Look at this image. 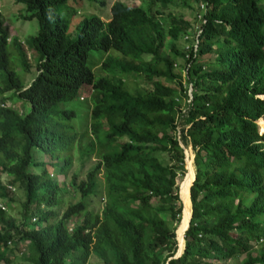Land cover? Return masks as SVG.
<instances>
[{
    "label": "trees",
    "instance_id": "obj_1",
    "mask_svg": "<svg viewBox=\"0 0 264 264\" xmlns=\"http://www.w3.org/2000/svg\"><path fill=\"white\" fill-rule=\"evenodd\" d=\"M19 1L28 12L22 17L37 20L28 39L37 60L22 83L9 67L7 42L24 70L27 57L0 15V171L9 176L0 182L1 263L24 241L27 252H19L32 264H84L90 253L102 264H221L240 255L236 264H264V131L257 125L264 120V0H156L159 7L114 0L107 20L83 17L72 39L57 9L66 0ZM177 7L193 8V19L168 9ZM91 49L104 53L105 75L94 77ZM115 73L141 74L150 85L130 91ZM83 83L91 87L90 139L80 151L76 112L64 104ZM6 92L28 101V110L6 105ZM180 143L192 150L194 176L183 249L172 256L186 173ZM73 147L80 160L94 151L96 160L78 182L71 175L80 196L58 214L62 186L46 165L64 174ZM99 171L104 197L92 211L84 197ZM7 184L24 192L18 222L5 211ZM73 215L79 218L68 227Z\"/></svg>",
    "mask_w": 264,
    "mask_h": 264
},
{
    "label": "rangeland",
    "instance_id": "obj_2",
    "mask_svg": "<svg viewBox=\"0 0 264 264\" xmlns=\"http://www.w3.org/2000/svg\"><path fill=\"white\" fill-rule=\"evenodd\" d=\"M100 1L103 3L101 4L99 0H66L63 4L58 5L57 7L58 13L68 19V26H67L68 39H72L75 37L77 31V24L83 19V17L93 14L99 16L101 19L104 20H107L109 18L110 16L109 5L114 0H100ZM120 1L131 6L136 5L140 2V0H120ZM153 5L154 7H159V4L157 3L156 0L154 1ZM168 9H170L174 13H181L182 16L184 18H187L188 20H192L194 17L193 8L177 7V8H168ZM24 13H28V12L25 11L21 1L0 0V15L4 19V24L6 25L9 33L8 36L10 40L16 38V40L21 43L28 62V69L27 70L22 69L20 64L19 51L14 47V45L11 42H7L6 50L8 55L9 67L16 73V75L20 78L22 83H27L36 72L35 62L37 60V53L29 45L28 39L31 35L36 33L38 25L35 17L23 18L22 16ZM197 23L198 22L195 21V25H197ZM165 41L172 42L169 37H167ZM184 43L185 42L181 40V38L174 42L177 50L180 52L182 51V45H184ZM108 52H112V50L110 49L108 50ZM103 56L104 53L101 50L91 49L88 51L86 61L87 64L91 67L94 77L101 74L102 75L106 74L104 70L99 68V62ZM206 56L208 55L205 54L203 57ZM175 62L176 65L174 68L176 70L177 66L180 65L181 63V58L177 56L175 58ZM115 75L117 76H115L114 78L120 77L123 79L125 83V87L128 88L130 91H133L134 89H138L141 87H148L150 85V81L147 80L145 77H143V75L141 74L132 75V74L115 73ZM77 91L78 92L76 96L74 93L69 94L68 96L69 98H72L73 95L75 97L70 101L66 102L64 106L66 107L72 106L76 112L75 115L71 118V125H72V129L76 131L77 134H81V137L79 139V148L81 149L79 150L83 151L82 148L87 144L88 140L90 139L88 110L90 105L91 87L89 84L83 83L77 87ZM4 94L7 95V98L4 99V103L6 105H11L17 111L25 112L28 110L29 108L28 101L23 100L15 95H10L11 94L10 92H6ZM181 102L182 101H180V103ZM259 121H264V120H260V119L257 120L259 131L262 132L263 129L260 128ZM66 124L68 125V122H66ZM181 125L182 124L178 122L177 127H180ZM181 145L183 147V154H184V168L186 169L188 156L190 157L191 165L193 168V164L191 160L193 153L190 146L189 145L184 146L183 144ZM94 146L96 147V145ZM71 154L74 157L72 159L71 167L67 168L64 174L60 172H56L52 169L50 165H46L48 172L51 173L50 176L56 178L58 183L62 186V190L59 193L61 202L59 203L58 206L54 207V209L58 214L63 210V208L69 202L76 201L80 196V193L76 189H74L69 183V179L71 175L74 174L75 181L78 182L80 179L84 177L85 171L96 160L95 157L96 151L90 152L88 156L84 157L81 160L78 158L76 154V147L75 148L73 147L71 149ZM160 156H163V153L160 154ZM57 160H59V155L56 161ZM8 177L9 176H7L3 171H0L1 183H7L6 180L8 179ZM180 178L181 176L177 174L175 177L176 183ZM10 185L11 187L8 188L11 191L9 195L11 196L12 200L9 202V205L5 206V211L9 216L14 218L15 222H18L20 220V210H21L20 203L24 199V192L22 188L14 184H10ZM103 197H104V183H103V177L101 171H99L95 176V186L93 190L84 197V200L86 202V207L92 211H98L101 207ZM0 199L2 203L5 200V198H0ZM153 202L155 201L153 200ZM189 208H190V204H189ZM189 213L190 210L188 209V216ZM78 218H79L78 215L71 216L70 219L67 221L66 225H68V227L71 226ZM185 227L186 226H183L182 223V230H184ZM181 241L182 239L180 235L177 241L178 252L180 251ZM20 250H22V253L24 254L27 252V246L24 241L19 243V248H17V250H14V254H10L11 261L9 264H32L31 262L25 260L21 256L19 252ZM8 253L10 252L8 251ZM241 256L242 255L238 257L228 258L226 261L221 262V264H236L239 262ZM84 264H102V263L101 260L98 259L94 254L90 253Z\"/></svg>",
    "mask_w": 264,
    "mask_h": 264
},
{
    "label": "bare ground",
    "instance_id": "obj_3",
    "mask_svg": "<svg viewBox=\"0 0 264 264\" xmlns=\"http://www.w3.org/2000/svg\"><path fill=\"white\" fill-rule=\"evenodd\" d=\"M259 123H260V128H262L264 131V121H259ZM193 176H194L193 168L191 165L190 157L188 156L187 163H186V173L184 175L182 182L179 185V190H178L179 198L182 204V213H181V221H180V224H181L180 229L182 233V235L181 233L180 235H181L182 240H183V232L185 230V229L182 230V223H183V226H186L187 220L189 217L188 216V209H189L188 187H189L190 182L192 181ZM177 251H178V248H177Z\"/></svg>",
    "mask_w": 264,
    "mask_h": 264
},
{
    "label": "built area",
    "instance_id": "obj_4",
    "mask_svg": "<svg viewBox=\"0 0 264 264\" xmlns=\"http://www.w3.org/2000/svg\"><path fill=\"white\" fill-rule=\"evenodd\" d=\"M184 37H186V35H184ZM195 43H196V38L193 37V38H192V44L195 45ZM189 90H190V86H188V90H187L188 95H189ZM189 96H190V95H189ZM8 187L10 188L11 185L8 184ZM0 207H1V208L4 207V205L2 204L1 201H0ZM1 264H5V263L3 262V263H1Z\"/></svg>",
    "mask_w": 264,
    "mask_h": 264
},
{
    "label": "water",
    "instance_id": "obj_5",
    "mask_svg": "<svg viewBox=\"0 0 264 264\" xmlns=\"http://www.w3.org/2000/svg\"><path fill=\"white\" fill-rule=\"evenodd\" d=\"M182 146V145H181ZM193 156V155H192ZM191 160H192V157H191ZM193 179V178H192ZM191 183V182H190ZM190 185V184H189ZM189 217H190V213H189ZM189 217H188V220H187V225H188V221H189ZM187 225H186V227H187ZM185 227V228H186ZM182 249H183V243H182V247H181V249H180V251L178 252L177 251V244H176V250H175V252H174V254L172 255V256H178L181 252H182Z\"/></svg>",
    "mask_w": 264,
    "mask_h": 264
},
{
    "label": "clouds",
    "instance_id": "obj_6",
    "mask_svg": "<svg viewBox=\"0 0 264 264\" xmlns=\"http://www.w3.org/2000/svg\"><path fill=\"white\" fill-rule=\"evenodd\" d=\"M10 185V184H9ZM6 187H8V184L6 185ZM3 204V203H2ZM4 205V204H3Z\"/></svg>",
    "mask_w": 264,
    "mask_h": 264
}]
</instances>
